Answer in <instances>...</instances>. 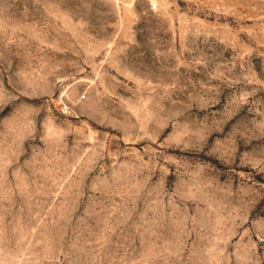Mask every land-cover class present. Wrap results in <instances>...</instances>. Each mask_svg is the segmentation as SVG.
I'll return each instance as SVG.
<instances>
[{"label":"rangeland","instance_id":"rangeland-1","mask_svg":"<svg viewBox=\"0 0 264 264\" xmlns=\"http://www.w3.org/2000/svg\"><path fill=\"white\" fill-rule=\"evenodd\" d=\"M0 264H264V0H0Z\"/></svg>","mask_w":264,"mask_h":264}]
</instances>
